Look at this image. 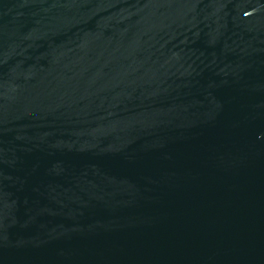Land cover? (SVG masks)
Listing matches in <instances>:
<instances>
[{
  "label": "water",
  "instance_id": "water-1",
  "mask_svg": "<svg viewBox=\"0 0 264 264\" xmlns=\"http://www.w3.org/2000/svg\"><path fill=\"white\" fill-rule=\"evenodd\" d=\"M0 264H264V0H0Z\"/></svg>",
  "mask_w": 264,
  "mask_h": 264
}]
</instances>
